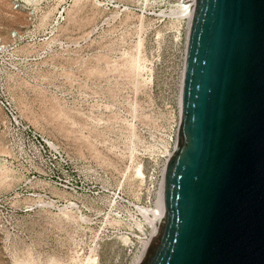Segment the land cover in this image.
I'll return each instance as SVG.
<instances>
[{
	"label": "rangeland",
	"instance_id": "rangeland-1",
	"mask_svg": "<svg viewBox=\"0 0 264 264\" xmlns=\"http://www.w3.org/2000/svg\"><path fill=\"white\" fill-rule=\"evenodd\" d=\"M181 1L0 0V264H136L178 131Z\"/></svg>",
	"mask_w": 264,
	"mask_h": 264
},
{
	"label": "water",
	"instance_id": "water-1",
	"mask_svg": "<svg viewBox=\"0 0 264 264\" xmlns=\"http://www.w3.org/2000/svg\"><path fill=\"white\" fill-rule=\"evenodd\" d=\"M138 264H264V0H194L163 215Z\"/></svg>",
	"mask_w": 264,
	"mask_h": 264
},
{
	"label": "bare ground",
	"instance_id": "bare-ground-1",
	"mask_svg": "<svg viewBox=\"0 0 264 264\" xmlns=\"http://www.w3.org/2000/svg\"><path fill=\"white\" fill-rule=\"evenodd\" d=\"M193 6H194V0H182L177 7V10L175 12L180 13L181 15L185 14L184 16H180L181 18H185L188 21V28H187V38H186V46H187V40H188V34L190 30V24H191V19H192V12H193ZM185 46V50H186ZM2 46H0V49ZM185 60V59H184ZM182 81H183V74H182ZM182 81H181V92H180V103H181V94H182ZM170 156V152L168 153ZM167 155V157H168ZM137 173L139 174L140 177H143V173L141 168L137 170ZM163 189L164 185L162 184L159 198L157 201V204L155 205V208L150 209V208H143V207H136L137 211L142 214L144 223L139 224L137 231L142 234V237L134 236L135 238L139 239L142 243V251L138 257V260L136 264L140 262L142 257L145 254V251L149 245V242L154 235L158 223L160 222L162 215H163ZM145 227H148L150 229L149 233L146 232ZM129 239H125L127 242Z\"/></svg>",
	"mask_w": 264,
	"mask_h": 264
},
{
	"label": "built area",
	"instance_id": "built-area-1",
	"mask_svg": "<svg viewBox=\"0 0 264 264\" xmlns=\"http://www.w3.org/2000/svg\"><path fill=\"white\" fill-rule=\"evenodd\" d=\"M188 22V21H187ZM0 46H1V41H0ZM1 50V49H0ZM186 58V50H185V56H184V59ZM184 65H185V60H184ZM184 75V70H183V73ZM182 81V80H181ZM182 85H183V81H182ZM0 105L4 108V110L8 113V117L9 119L15 123V124H18L17 123V118L15 116V112L13 110V107L11 106V104L7 101V100H4L2 98H0ZM176 141H177V133L175 135V139L172 141V147L170 149V156L172 155V153L174 152L175 150V147H176ZM56 153V152H55ZM56 155L62 160V155H60L59 153H56ZM57 156L55 157L57 159ZM170 156L168 155L167 159L165 160V164H164V169H163V173L161 175V179H160V183L158 185V190H157V197L159 198V194H160V190H161V187H162V184L164 185V176H165V171H166V167H167V164H168V161L170 159ZM62 183V182H61ZM59 186L66 192H71V193H74V194H77V190L78 189H75L73 186H71L69 183H63V184H59Z\"/></svg>",
	"mask_w": 264,
	"mask_h": 264
}]
</instances>
